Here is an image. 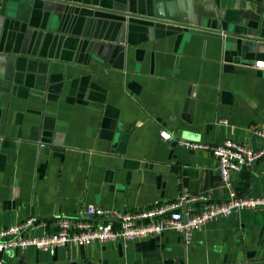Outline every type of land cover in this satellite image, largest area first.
<instances>
[{
	"label": "crops",
	"instance_id": "1",
	"mask_svg": "<svg viewBox=\"0 0 264 264\" xmlns=\"http://www.w3.org/2000/svg\"><path fill=\"white\" fill-rule=\"evenodd\" d=\"M214 1L217 19L180 29L141 19L153 14V0H27L13 12L0 0V229L35 217L48 222L30 231L41 235L56 215L146 209L184 192L228 199L215 157L159 136L263 145L254 129L264 128V68L254 63L264 53L252 45L241 55L228 33L250 20L241 17L245 9L264 11V0ZM230 181L237 194L263 196L264 158L231 172ZM0 258L264 264V209L218 215L187 245L168 230L126 246H27Z\"/></svg>",
	"mask_w": 264,
	"mask_h": 264
},
{
	"label": "built area",
	"instance_id": "2",
	"mask_svg": "<svg viewBox=\"0 0 264 264\" xmlns=\"http://www.w3.org/2000/svg\"><path fill=\"white\" fill-rule=\"evenodd\" d=\"M264 68V61L254 63ZM225 123V120H222ZM263 140L262 147L252 149L232 140L221 143H206L197 140L174 137L168 131H161L159 136L166 141L192 150L210 153L218 163V172L222 183L230 190L227 200L210 201L203 195L182 193L174 201L154 202L150 207L137 210H108L101 207H88L84 211L86 218H74L69 215H56L49 224L54 228L41 235L30 234L32 230H45L47 221L35 217L15 225L0 229V254L9 250L22 249L27 246L48 248L65 245H84L91 242L121 243L137 238H145L164 231H176L183 235L185 244L191 243L194 231L207 221L218 216L228 215L233 210L242 208L264 209V195L258 197L237 194L231 186L230 175L240 171L255 161L264 158V128L254 129ZM195 202H202L201 209L196 210ZM113 216L117 223L104 220ZM48 224V225H49ZM0 264H6L0 258Z\"/></svg>",
	"mask_w": 264,
	"mask_h": 264
},
{
	"label": "water",
	"instance_id": "3",
	"mask_svg": "<svg viewBox=\"0 0 264 264\" xmlns=\"http://www.w3.org/2000/svg\"><path fill=\"white\" fill-rule=\"evenodd\" d=\"M7 11H21L22 2L27 0H3ZM153 14L141 17L150 23H160L166 26L187 29L200 27L206 19H217L218 11L214 0H153ZM239 5V1L237 2ZM241 17L250 19L233 24V31L228 33L240 44V54L248 48L264 53V11H257L256 7L245 9ZM245 29L243 32L242 30Z\"/></svg>",
	"mask_w": 264,
	"mask_h": 264
}]
</instances>
